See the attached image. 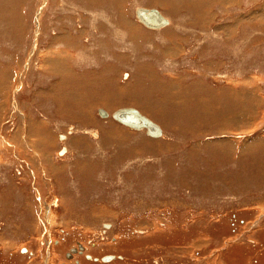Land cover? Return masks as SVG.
I'll return each instance as SVG.
<instances>
[{"label":"rangeland","instance_id":"rangeland-1","mask_svg":"<svg viewBox=\"0 0 264 264\" xmlns=\"http://www.w3.org/2000/svg\"><path fill=\"white\" fill-rule=\"evenodd\" d=\"M72 1L0 0V264H264V0H179L187 23L157 9L169 21L159 30L135 17L154 31L138 36L158 43L149 86L170 121L143 114L160 138L109 133L107 144L94 130L75 135L37 96L55 52L105 46L111 28ZM124 1L133 16L154 5ZM45 166L65 168L72 187Z\"/></svg>","mask_w":264,"mask_h":264},{"label":"crops","instance_id":"crops-1","mask_svg":"<svg viewBox=\"0 0 264 264\" xmlns=\"http://www.w3.org/2000/svg\"><path fill=\"white\" fill-rule=\"evenodd\" d=\"M118 1H72L75 8L87 9L93 12L94 17L90 20L92 25L111 28L107 35L101 34L100 38L90 36L92 39L99 38L97 40L104 42L105 46H99V49L103 51L98 52L96 50L87 55L81 54L82 57L75 56L73 53L56 57L53 62L54 70L45 69L37 75L36 79V83H38V100L46 103L45 107L48 108L42 112L46 115H53L57 121L69 122L72 124V128L74 124L73 133L76 135L81 132L78 135L81 138H86L88 133L94 130L98 134L97 136H101L106 144L107 141L112 139L109 133L120 132L119 135L126 138H135L141 133L115 122L111 118L115 111L135 109L156 122L158 119L159 122L170 121L167 116L172 111V107L164 103L165 101L160 94L161 91H158V87L151 90L149 86L150 81H158V62L155 60L158 59L160 54L150 52L151 49L157 47L158 43H148L141 38L143 43L141 44L138 35L139 32H145L146 36L149 37L154 31L148 32L139 27V24L135 21V15L132 14L133 7L129 8L125 1L123 3V0H120L121 7L120 5L118 7L116 3H112ZM158 1L160 2V0L149 2H153V9L156 8L155 10L162 11L171 23L182 22L186 16L189 17L186 14L188 8L180 6L179 0H167V3L164 4H160ZM120 8L121 12L118 13ZM187 21H189V18H187ZM184 22L187 23L186 20ZM114 27L121 28L122 34L120 36L115 37L112 34V28ZM133 28L136 29L135 32ZM128 30H130V33ZM132 35L131 41L137 45L139 50L129 48L130 37L128 36ZM123 73L127 75L122 76ZM37 107L38 109L42 108L41 103H38ZM49 107H52V111ZM98 110H102L106 116L100 117ZM40 127L46 134L45 124H40ZM30 128L34 130L33 124ZM120 138L117 139L120 141ZM145 138L149 141L152 140L146 136ZM45 167L46 175L53 178L54 183L61 182L65 186L72 187V181L70 179L68 181L64 177L67 173L65 168ZM94 171L95 168L91 166L87 171L88 174L79 176V179H91Z\"/></svg>","mask_w":264,"mask_h":264},{"label":"water","instance_id":"water-1","mask_svg":"<svg viewBox=\"0 0 264 264\" xmlns=\"http://www.w3.org/2000/svg\"><path fill=\"white\" fill-rule=\"evenodd\" d=\"M135 16L138 22H140L146 28H156L162 24H167L166 20L163 19L159 13L154 9H136ZM100 116L105 117V113L102 110H98ZM111 118L118 122L119 124L134 130H139L140 128H145V134L148 136H156L159 135V129L156 125L148 121L145 117L140 116L133 109H120L115 111ZM150 131L152 133H150ZM155 134V135H154ZM58 138L61 140L64 138L62 135H58ZM65 153V148L62 146L58 155L61 156ZM24 251V249H22ZM70 252L72 250L70 249ZM66 257H69V254H66ZM112 256H102L100 258L101 262H107L110 260Z\"/></svg>","mask_w":264,"mask_h":264},{"label":"bare ground","instance_id":"bare-ground-1","mask_svg":"<svg viewBox=\"0 0 264 264\" xmlns=\"http://www.w3.org/2000/svg\"><path fill=\"white\" fill-rule=\"evenodd\" d=\"M136 9H141L140 7H137V8H135V11H136ZM143 9H146L147 10V8H143ZM155 10V9H154ZM157 11V10H156ZM158 13H159V15L163 18V19H165L166 20V22H167V24H162V25H160L159 27H156V28H146L145 26V28L146 29H148V30H159V29H163V28H165L166 26H168L169 25V21L164 17V16H162V14L159 12V11H157ZM134 15H135V12H134ZM136 17V16H135ZM137 20V19H136ZM138 21V20H137ZM123 23V22H122ZM140 23V22H139ZM125 24H126V22H125ZM141 24V23H140ZM127 25H128V23H127ZM126 25V26H127ZM142 25V24H141ZM143 26V25H142ZM128 28H129V26H128ZM127 29V28H126ZM129 31V33H130V30H128ZM60 42V40H56V42ZM62 42V41H61ZM69 42V41H68ZM70 43L71 44H73L72 42H71V40H70ZM56 46V45H55ZM71 48H72V45H71ZM56 49V48H55ZM53 55V51H49V52H47V56H52ZM55 55H65V54H63V52H55ZM46 56V55H45ZM75 56H78V54L77 53H75ZM51 58V57H50ZM51 62V61H50ZM49 62V63H50ZM57 64V63H56ZM60 64V63H59ZM52 69L54 68V65L52 64ZM51 69V70H52ZM54 70V69H53ZM55 72V71H54ZM58 72V71H57ZM176 96V95H175ZM94 100V99H93ZM92 101V100H91ZM133 110H135V109H133ZM140 116H142V117H145L148 121H150L151 123H153L154 125H156L157 127H158V129H159V135H156V136H148V135H146V136H148L149 138H153V139H158V138H160L161 136H162V129H161V127L158 125V124H156L155 122H153V121H151L150 119H148L146 116H144L143 114H141L139 111H137V110H135ZM112 113V112H111ZM99 114V113H98ZM100 116V115H99ZM105 116H106V114H105ZM110 116V115H109ZM100 117H102V116H100ZM115 121V120H114ZM116 122V121H115ZM121 125V124H120ZM130 129V128H129ZM141 130H144V132L146 131V129L145 128H140L139 130H135V131H141ZM150 133H152L151 131H150ZM155 135V134H154ZM63 139V138H62ZM105 228H108L109 226L108 225H106V226H104ZM72 250V252H70L69 251V257L67 258V259H71L72 258V256L74 255V254H83V251H84V248L81 246V245H79L78 247H76V248H74V249H71ZM25 251V250H24ZM87 259H91V257L90 256H87ZM114 259V257L112 256V258L110 259V260H108L107 262H109V261H111V260H113Z\"/></svg>","mask_w":264,"mask_h":264},{"label":"flooded vegetation","instance_id":"flooded-vegetation-1","mask_svg":"<svg viewBox=\"0 0 264 264\" xmlns=\"http://www.w3.org/2000/svg\"><path fill=\"white\" fill-rule=\"evenodd\" d=\"M79 255V254H78Z\"/></svg>","mask_w":264,"mask_h":264}]
</instances>
